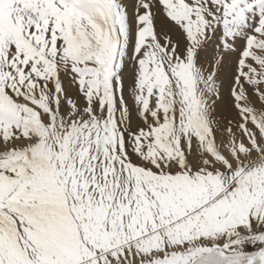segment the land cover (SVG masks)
<instances>
[{"label":"snow or ice","instance_id":"1","mask_svg":"<svg viewBox=\"0 0 264 264\" xmlns=\"http://www.w3.org/2000/svg\"><path fill=\"white\" fill-rule=\"evenodd\" d=\"M0 264H264V0H0Z\"/></svg>","mask_w":264,"mask_h":264}]
</instances>
